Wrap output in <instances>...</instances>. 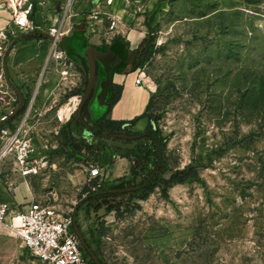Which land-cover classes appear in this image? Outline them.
<instances>
[{"label":"rangeland","instance_id":"1","mask_svg":"<svg viewBox=\"0 0 264 264\" xmlns=\"http://www.w3.org/2000/svg\"><path fill=\"white\" fill-rule=\"evenodd\" d=\"M46 1L37 7L34 32L11 43L5 67L21 53L33 51L31 62L39 65L50 57L47 15L64 0ZM159 7L157 22L147 24L152 57L131 65L151 91L147 121L165 142L155 184L188 165L197 167L198 178L166 193L156 187L144 200L141 192L100 197L97 180L86 181L89 193L52 182L31 186L57 193L51 201L74 218L82 253L94 264H264V0H158L152 12ZM91 22L94 33L98 22L110 26L100 16ZM78 23L73 30L85 27ZM59 46L79 47L73 38ZM86 80L88 74L84 90ZM51 158L73 160L62 147ZM16 179L10 167L2 169L1 184ZM0 239V264H27L18 243V257L7 259L10 240Z\"/></svg>","mask_w":264,"mask_h":264},{"label":"crops","instance_id":"2","mask_svg":"<svg viewBox=\"0 0 264 264\" xmlns=\"http://www.w3.org/2000/svg\"><path fill=\"white\" fill-rule=\"evenodd\" d=\"M40 1L47 2L46 0ZM157 1L64 0L62 5H58L55 9V14L47 15L51 22V20L58 19L65 14L62 12L63 9H69L66 21L70 24L71 31L62 41L69 38L76 39L79 47L62 49L66 51L79 75L78 83L80 91L84 87V75L88 74L90 76L92 68L96 71L95 87L88 103L87 120L90 125L106 114L111 87L119 86L122 88L121 96L107 114L106 119L118 122H129L138 119L130 128V131L134 134H143L145 132L148 121L143 115L147 111L151 99V91L143 85L135 84L137 73L133 71L131 65L133 63V54L146 38L147 24L149 26L154 25L158 20L160 12L164 10L163 7H159L158 11L152 12ZM91 11L101 12V19L106 18L109 21L108 24H110L112 18H115V29L110 31L109 25L107 27L100 26V22H98L96 32H92L89 28L92 22L88 20V15ZM37 13L36 11L34 19H36ZM81 20L85 21V27L73 30L74 25L77 26ZM71 21L73 24L70 23ZM10 25V15L5 10L0 9V30H6ZM11 28L14 29V27ZM19 36L20 34H17L15 38L11 39L9 43L10 49L11 43L15 42ZM10 54L11 50L6 56L8 57ZM26 55L27 53H21L15 66L5 67V71L9 72L10 76V82L7 81L9 86L15 89L22 99H27L33 93L35 82L44 65L49 60V58H43L39 65V63L31 62L35 55L33 51L28 53V57ZM49 72L53 78V84L46 88L44 99L40 98L37 102V109L44 113V117L41 124L37 126L36 131L39 134V140L36 142L41 144L46 143L49 146L56 147L57 150L59 147H62V143L66 137L77 138L82 136L85 129L83 125L77 123L78 121L74 124L70 122V124H58L55 121L54 113L48 112V107L50 106L49 97L58 80V76L52 70H49ZM107 79L109 82L108 90H106ZM28 90L30 91V95L27 97ZM129 146L133 147V144L119 140L105 141L102 139L101 151L96 163L102 172L101 180H97L101 191H112L132 179V162L128 156V152L131 149ZM72 158L73 160L69 164L64 162L63 159H59L57 163H53L57 169V172L53 171L55 173L53 176L50 174L47 178L36 177L27 179L17 176L15 183L8 186H4L0 182V202L26 205L33 200H51L49 192H45L44 187L40 189L32 188V180L39 182L42 186H48L52 182V185L55 187L59 186L58 189L65 188L72 194L82 192L87 181L86 169L83 167L82 158L80 160L74 156ZM56 173L63 175L65 181H58ZM56 196L57 193L54 194L53 198ZM55 206L57 205L55 204ZM9 240L6 243L4 252L7 259L14 260L19 254L18 242L10 238Z\"/></svg>","mask_w":264,"mask_h":264},{"label":"built area","instance_id":"3","mask_svg":"<svg viewBox=\"0 0 264 264\" xmlns=\"http://www.w3.org/2000/svg\"><path fill=\"white\" fill-rule=\"evenodd\" d=\"M43 3L40 0H0V9L11 17L10 27L0 30V175L5 167H10V171L22 179L47 178L56 170L51 158L56 147L36 142L39 140L37 126L44 117L37 109V102L44 99L46 88L53 84L49 70L58 76L48 107L58 124L71 121L83 96L75 66L59 46L71 31L66 21L69 9H63V16L51 20L44 32L50 43V57L35 82L33 93L22 99V104L17 91L6 80L4 59L11 50L9 43L17 34L34 32V15ZM100 15L101 12L91 11L88 20H98ZM115 25L116 20L112 18L109 30L113 31ZM135 84L142 85L140 72H137ZM82 138L88 145L96 142L86 129ZM81 157L87 181H100L101 168L90 160L86 149L81 150ZM49 195L53 197L54 192ZM0 234L20 244L27 253V264H94L82 253L74 218L62 214L49 199L33 200L26 205L0 202Z\"/></svg>","mask_w":264,"mask_h":264},{"label":"trees","instance_id":"4","mask_svg":"<svg viewBox=\"0 0 264 264\" xmlns=\"http://www.w3.org/2000/svg\"><path fill=\"white\" fill-rule=\"evenodd\" d=\"M151 49L152 45H150L149 39L145 38L139 48L133 54V63L143 64L147 62L152 57ZM85 83L87 86L88 81L86 80ZM111 88V95L107 105L106 114L90 125L89 121L87 120L89 103L88 101L82 110V121L77 122L78 124L83 125L84 129L90 132L91 136L96 140V142L93 145H88L87 142L82 138V136H79L77 138L66 137L62 143L63 150L70 154V156H74L75 158L80 160L82 158L81 150L86 149L89 154L90 160L94 163H97L99 153L101 151L103 136L110 134L140 136L138 140L129 142L133 144V147L128 152V156L132 162V179L125 184H121L114 190L138 187L135 185L137 181L140 182L139 186L142 185L156 169L158 162L161 161V165L157 174L142 190L137 191L143 194V200L146 199L148 194L152 192L156 187H161L163 192L166 193L169 188L175 185H181L186 182L196 180L198 178L197 167L194 165H188L183 170L170 172L168 177L161 178L159 185L155 184L156 178L161 173L163 167L162 154L165 150L164 139H162L158 132L155 133L150 121L148 122V126L143 134H134L130 131V128L137 122L138 119H134L129 122L107 120V114L119 100L122 92V88L119 86H112ZM84 91V89L81 90V93L84 94ZM143 117L147 118L146 113L143 115ZM94 181L96 183V180ZM83 191L84 193H89V187L86 186ZM127 194L129 193H110L108 191H102L99 196L106 198H115ZM104 205L108 206L109 210L113 209V207H109L108 203H105Z\"/></svg>","mask_w":264,"mask_h":264},{"label":"water","instance_id":"5","mask_svg":"<svg viewBox=\"0 0 264 264\" xmlns=\"http://www.w3.org/2000/svg\"><path fill=\"white\" fill-rule=\"evenodd\" d=\"M95 81H96V71H95L94 68H92L90 76H89V80H88V83H87V86H86V89L84 91V94H83L81 102H80V105L77 108L76 112L74 113V115H73V117H72V119L70 121L71 124H74L77 121L78 122L82 121V110L85 107V105L87 104V102L89 101L91 95L93 94L94 87H95ZM108 88H109V82H108V79H107L106 80V90H108ZM19 97H20V101H21V104H22L23 100H22L21 96H19ZM17 113H18V111H16L14 113V115H16ZM139 138H140V136H126V135H121V134H110V135L103 136L102 139L105 140V141L119 140V141H123V142H134V141L138 140ZM129 148H132V147L129 146ZM160 165H161V161L158 162V165H157L156 169L153 171V173L148 177V179L142 185H140L138 187H135V188L122 189V190H112V191H109V192L110 193H131V192H137V191L142 190L152 180V178L157 174V172H158V170L160 168ZM74 229H75V232H76L78 238L80 239V242H82V244L84 245V241H83V239L81 237V234L79 233V230H78V228H77V226L75 224V221H74ZM91 257L95 261L94 256L91 255Z\"/></svg>","mask_w":264,"mask_h":264}]
</instances>
